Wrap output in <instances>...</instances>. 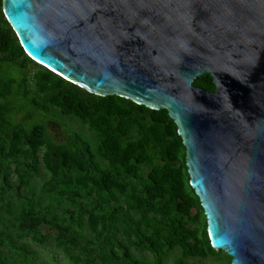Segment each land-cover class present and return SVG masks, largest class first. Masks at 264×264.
<instances>
[{
	"label": "trees",
	"instance_id": "trees-1",
	"mask_svg": "<svg viewBox=\"0 0 264 264\" xmlns=\"http://www.w3.org/2000/svg\"><path fill=\"white\" fill-rule=\"evenodd\" d=\"M194 84L215 90L209 73ZM30 242L70 264L231 260L210 244L167 110L93 94L32 60L0 0V264H43Z\"/></svg>",
	"mask_w": 264,
	"mask_h": 264
},
{
	"label": "water",
	"instance_id": "water-1",
	"mask_svg": "<svg viewBox=\"0 0 264 264\" xmlns=\"http://www.w3.org/2000/svg\"><path fill=\"white\" fill-rule=\"evenodd\" d=\"M25 53L166 109L214 249L264 264V0H2ZM209 73L215 90L194 80Z\"/></svg>",
	"mask_w": 264,
	"mask_h": 264
},
{
	"label": "rangeland",
	"instance_id": "rangeland-1",
	"mask_svg": "<svg viewBox=\"0 0 264 264\" xmlns=\"http://www.w3.org/2000/svg\"><path fill=\"white\" fill-rule=\"evenodd\" d=\"M68 124L73 125L77 129H79L86 137L92 138L91 134L85 129L83 126H80L78 123L71 124L69 121L65 120ZM47 128L48 131L55 137L60 138L63 134V126L62 123L57 119L47 120ZM29 246L32 250L36 251V256L39 262L43 264H70L63 256V254L56 249L52 244H46L44 246H36L33 243H29ZM217 250V249H216ZM218 251V250H217ZM177 253H173L168 256L167 264H171L174 258H176ZM216 260L212 258H206L201 261L199 260H190L189 264H218Z\"/></svg>",
	"mask_w": 264,
	"mask_h": 264
},
{
	"label": "clouds",
	"instance_id": "clouds-1",
	"mask_svg": "<svg viewBox=\"0 0 264 264\" xmlns=\"http://www.w3.org/2000/svg\"><path fill=\"white\" fill-rule=\"evenodd\" d=\"M32 59V58H31ZM33 60V59H32ZM38 63V62H37ZM42 65V64H41ZM210 241V240H209ZM216 250V249H215Z\"/></svg>",
	"mask_w": 264,
	"mask_h": 264
}]
</instances>
